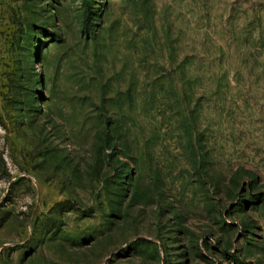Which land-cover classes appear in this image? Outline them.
<instances>
[{"label": "rangeland", "instance_id": "obj_1", "mask_svg": "<svg viewBox=\"0 0 264 264\" xmlns=\"http://www.w3.org/2000/svg\"><path fill=\"white\" fill-rule=\"evenodd\" d=\"M0 264H264V0H0Z\"/></svg>", "mask_w": 264, "mask_h": 264}]
</instances>
